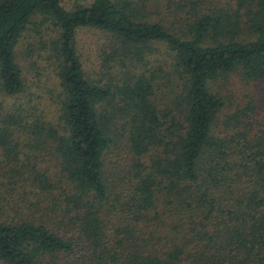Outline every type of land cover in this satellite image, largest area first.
<instances>
[{
  "label": "trees",
  "instance_id": "16d2710c",
  "mask_svg": "<svg viewBox=\"0 0 264 264\" xmlns=\"http://www.w3.org/2000/svg\"><path fill=\"white\" fill-rule=\"evenodd\" d=\"M36 22L55 29L58 108L0 115V261L264 264V105L213 85L264 80V0H0L6 95ZM82 27L111 41L105 81L83 69Z\"/></svg>",
  "mask_w": 264,
  "mask_h": 264
},
{
  "label": "rangeland",
  "instance_id": "374dc122",
  "mask_svg": "<svg viewBox=\"0 0 264 264\" xmlns=\"http://www.w3.org/2000/svg\"><path fill=\"white\" fill-rule=\"evenodd\" d=\"M91 0H62L66 8L73 3H88ZM24 32L16 48V59L22 71L24 90L15 95H6L0 90V115L2 111H13L15 109L26 110L35 116L46 119H55L58 108V95L60 93L59 81L55 72L54 58L50 57L46 44L53 39L55 32L52 24H43ZM55 30V29H54ZM77 52L83 69L90 77H102L105 81L110 77L107 63H104V51L108 50L111 43L106 33L90 27H82L77 30ZM45 42V47L41 44ZM155 54L151 60L169 59L160 45H155ZM47 55L50 57L48 58ZM112 75V74H111ZM229 75L227 79L215 81L213 85L216 91L222 94L226 101L232 105L245 104L246 100L253 99L256 106L264 105V80L240 81V77ZM1 159V153H0ZM0 264H4L0 261Z\"/></svg>",
  "mask_w": 264,
  "mask_h": 264
}]
</instances>
